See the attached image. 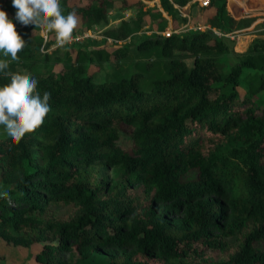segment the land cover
I'll return each mask as SVG.
<instances>
[{
    "label": "trees",
    "instance_id": "obj_1",
    "mask_svg": "<svg viewBox=\"0 0 264 264\" xmlns=\"http://www.w3.org/2000/svg\"><path fill=\"white\" fill-rule=\"evenodd\" d=\"M134 1L61 0V7L76 12V33L107 23L117 3L141 9L143 0ZM160 1L175 14L189 0ZM0 7L15 21L12 0ZM205 7L213 9L211 25L235 26L227 0ZM16 27L23 37L25 27ZM23 38L10 70L37 79V91L51 93V111L18 144L0 137V188L13 202L0 200L1 240L40 243L38 264H78L95 254L109 264H264V105L257 100L264 42L238 53L225 72L218 56L228 44L211 30L145 36L135 48L150 57L128 74L95 81L80 48L54 55L55 69L54 51L39 48L42 36ZM174 49L189 51L192 65ZM98 52L115 60L130 54L127 46ZM9 82L0 74V86Z\"/></svg>",
    "mask_w": 264,
    "mask_h": 264
},
{
    "label": "rangeland",
    "instance_id": "obj_2",
    "mask_svg": "<svg viewBox=\"0 0 264 264\" xmlns=\"http://www.w3.org/2000/svg\"><path fill=\"white\" fill-rule=\"evenodd\" d=\"M238 1L241 8L237 6ZM131 2L135 1L131 0ZM143 2L141 9L136 3H132L130 7L117 3L109 10L107 23L97 24L85 30H77V34L87 32V35L74 40L65 48L56 50L57 48L52 47L55 42H49L53 34H49L47 43L42 37L39 48L50 53L54 51L49 63L55 69H59L61 62H55L54 55L64 59L68 46L80 48L88 55L86 63L89 65L88 70L93 74L94 80L102 81L118 78L119 73L128 74L127 70L130 66H134L135 62L150 57V53L146 50L135 48L137 42L145 36L187 34L196 29L211 30L214 35H218L228 44V49L218 56L220 67L225 72L229 71L231 65L239 60L238 53L247 52L256 43L264 42V0H227V10L236 20L235 26L227 31L211 25L208 18L212 15L213 9L202 6L198 0H189L185 5L180 6L175 14H168L163 9L160 0H143ZM22 26L24 25L21 24ZM24 27L23 37L41 36L40 30L35 29L34 25ZM118 46H127L130 50L128 57L122 60H115L112 57L108 59L104 58L103 54L101 57L98 52V50H113ZM75 53L76 50H72V56ZM174 55L183 58L189 65L193 63V57L187 50L174 49ZM135 68L144 69L141 64H136ZM247 72L249 69L244 70V74ZM243 82L246 83V80ZM239 90L243 91L244 88L239 87ZM257 100L264 105V92L257 96ZM5 135L7 134L4 128L0 126V137ZM40 247L38 242L26 247L6 243L0 239V264H38L34 255ZM67 256L63 258L68 260ZM211 256L219 258L220 253H212ZM78 264H109V261L107 256L95 254Z\"/></svg>",
    "mask_w": 264,
    "mask_h": 264
},
{
    "label": "clouds",
    "instance_id": "obj_3",
    "mask_svg": "<svg viewBox=\"0 0 264 264\" xmlns=\"http://www.w3.org/2000/svg\"><path fill=\"white\" fill-rule=\"evenodd\" d=\"M16 9L15 21L0 7V53L9 59H0V74L10 82L0 86V126L10 140L18 144L27 134L40 128L51 111V93L37 91L38 80L27 73L10 70L13 61L26 46L25 39L17 31L16 22L24 26L34 25L47 43L54 34L53 48H65L79 37L75 35L79 20L75 11L64 14L61 0H12ZM0 200L13 202L9 192L0 188Z\"/></svg>",
    "mask_w": 264,
    "mask_h": 264
},
{
    "label": "built area",
    "instance_id": "obj_4",
    "mask_svg": "<svg viewBox=\"0 0 264 264\" xmlns=\"http://www.w3.org/2000/svg\"><path fill=\"white\" fill-rule=\"evenodd\" d=\"M198 1H199V3H200L202 6H207L208 3H209V0H198ZM75 35L78 36L79 39H80L81 37L87 35V32H82L81 34H77V33H76ZM168 35H171V34H168Z\"/></svg>",
    "mask_w": 264,
    "mask_h": 264
},
{
    "label": "crops",
    "instance_id": "obj_5",
    "mask_svg": "<svg viewBox=\"0 0 264 264\" xmlns=\"http://www.w3.org/2000/svg\"><path fill=\"white\" fill-rule=\"evenodd\" d=\"M237 6H238V8H241V5L238 4Z\"/></svg>",
    "mask_w": 264,
    "mask_h": 264
}]
</instances>
